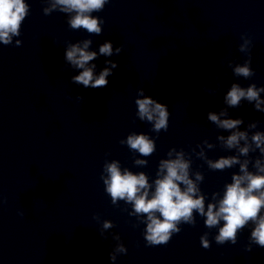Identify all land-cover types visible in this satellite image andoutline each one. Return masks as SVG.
<instances>
[{
    "label": "clouds",
    "instance_id": "9594fccd",
    "mask_svg": "<svg viewBox=\"0 0 264 264\" xmlns=\"http://www.w3.org/2000/svg\"><path fill=\"white\" fill-rule=\"evenodd\" d=\"M110 0H52L50 8L44 9V14L48 15L53 10H59L62 13H74L71 15L68 23L71 29H84L89 34L100 35L104 21L100 17L93 16V12H100ZM30 10L29 4L25 0H0V41L8 45L13 36H19L23 21L28 16ZM245 36H242L244 39ZM92 41L86 39L81 44H70L65 53V59L74 67L81 69L78 75L72 77V82L83 85L85 88H103L107 87L109 81L107 77L113 74V69L118 65L116 62L107 60L105 63L110 67H105L98 76H94V64L89 66V62L97 58V52L89 51ZM250 39H245L244 43L239 45V51L250 53ZM17 46L21 42L17 40ZM123 51V45L115 48V54L119 55ZM99 54L103 56H112L113 44L103 43L99 47ZM251 57L243 66H236L234 74L248 78L255 73L250 68ZM264 92V87H257L255 84L243 88L238 84H232L231 89L227 92L225 102L230 107H238L242 99L249 103L255 101L257 111L264 112L261 107L264 100H261L260 93ZM138 96L144 97L143 89L138 90ZM78 99H82L78 97ZM135 104L138 106L137 115L141 121H147L152 124V131L160 133L161 130H168L169 111L165 104L158 103L150 97L137 98ZM227 112L221 111L219 115L209 112L207 119L219 128L224 130L238 129L243 123L242 119H220L226 116ZM255 128L253 123L249 126ZM223 141L228 149L238 148L239 154L247 156L249 151L259 152L264 156V132H255L252 135L251 144L247 143L248 133L246 131H231V134L225 137H218ZM245 141V145L240 147V141ZM121 143H124L121 141ZM126 144L130 150L135 151L142 157H149L155 152L154 140L146 134H130L127 137ZM212 147V145H208ZM175 149L169 150L167 155L172 156ZM204 159L209 169L224 171L234 165H239V172L233 173L231 183L225 185V191L222 199L216 203H208L205 210V197L200 193L197 183L189 178L191 160L185 159L183 150L176 153L175 159H161L158 163L157 177L154 180V191L150 195L148 177L144 172L133 173L125 168L123 171L118 161L105 163L104 172L106 178L101 177L105 191L110 195L113 204L117 200H123L131 204L134 208V214H143L147 218V227L145 240L150 246L167 244L173 234L179 233L180 223L195 225L194 212L201 217H206L204 224L207 228H213L223 221L219 228V234L215 237L217 244L223 245L226 242L236 244L238 231L243 230L248 223L254 227L249 237L248 251H251V245L255 244L264 248V166L257 159L254 167L256 172L248 170V161L240 162L239 157L230 155L220 157L216 160L207 159L203 151L197 154ZM136 165L147 166L146 159H136ZM204 177L200 172L195 173L196 181H203ZM217 193H212L215 200ZM23 215V213H20ZM105 229L112 227L111 223L105 221ZM200 243L203 248H210L208 239L205 236L200 237ZM118 252H124L123 246L117 248ZM115 259V255H112Z\"/></svg>",
    "mask_w": 264,
    "mask_h": 264
}]
</instances>
